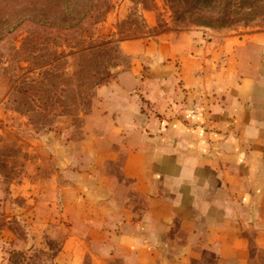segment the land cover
I'll use <instances>...</instances> for the list:
<instances>
[{"label": "crops", "instance_id": "obj_1", "mask_svg": "<svg viewBox=\"0 0 264 264\" xmlns=\"http://www.w3.org/2000/svg\"><path fill=\"white\" fill-rule=\"evenodd\" d=\"M124 48L130 67L95 89L78 134L0 170V264H249L264 249V29Z\"/></svg>", "mask_w": 264, "mask_h": 264}, {"label": "rangeland", "instance_id": "obj_2", "mask_svg": "<svg viewBox=\"0 0 264 264\" xmlns=\"http://www.w3.org/2000/svg\"><path fill=\"white\" fill-rule=\"evenodd\" d=\"M226 5L254 16L211 30L264 29V0H220L204 11L219 18ZM65 7L63 0H0V170L22 164L36 139L78 134L95 89L130 67L126 44L204 28L170 0H70L69 15ZM248 258L264 264V249L252 243Z\"/></svg>", "mask_w": 264, "mask_h": 264}, {"label": "trees", "instance_id": "obj_3", "mask_svg": "<svg viewBox=\"0 0 264 264\" xmlns=\"http://www.w3.org/2000/svg\"><path fill=\"white\" fill-rule=\"evenodd\" d=\"M66 4L65 12L70 14V0H63ZM220 0H204L206 6H196L197 0H170L172 5L180 6L182 9L183 15L188 16L192 22L191 24L198 27H204L213 30H222L225 28H230L232 25L237 24L243 21L247 16H254V12H250L249 14H242L239 12H231L229 6H225L224 13L219 17L215 18L211 13L205 12L204 9L212 10V6ZM86 9V8H85ZM82 10L80 13V17L85 18L86 10ZM72 13V12H71ZM245 15V16H244ZM232 17V18H230Z\"/></svg>", "mask_w": 264, "mask_h": 264}]
</instances>
